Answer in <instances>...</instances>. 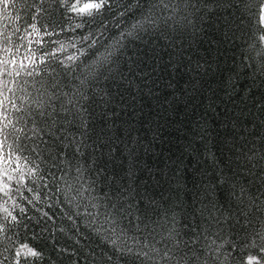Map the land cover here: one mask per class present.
Wrapping results in <instances>:
<instances>
[{
	"label": "trees",
	"instance_id": "16d2710c",
	"mask_svg": "<svg viewBox=\"0 0 264 264\" xmlns=\"http://www.w3.org/2000/svg\"><path fill=\"white\" fill-rule=\"evenodd\" d=\"M229 2L231 8H217L210 0H173L179 11L162 15L164 19L173 15L174 19L168 23L175 25L179 20L183 29L172 31L168 28L165 29L167 39L145 36L143 41L129 45L107 80L89 78L86 86H80L79 81L67 76L57 62H50L45 73L49 85L59 81L57 89L50 90L66 92L67 98L75 102L73 93L79 87L90 97L87 102L91 113L89 127L94 132L81 148L82 155L73 151V145L64 149L72 171L67 183L60 182L61 188L66 190L68 184L74 189L79 186L74 169L81 166L80 182L93 184V195L103 197L111 189L115 198L119 189L112 181L113 175H124L131 167V157L124 148V144H128L136 157L133 169L139 184L136 199L146 195L158 202V206L147 208L146 200L139 205L140 211L136 214L144 217L139 235L143 238L156 227L154 222L166 216L169 223L156 227V239L166 237L173 227L180 233L178 239L185 242L198 235L196 244L184 248L185 258L191 257L189 249H192L200 261H207V264H247L249 255L264 257L259 251L264 246L260 239L264 234V75L258 70L261 64V56L256 54L258 49L249 48L255 17L247 14L240 0ZM34 3L44 10L40 15L32 7ZM10 11L11 18L0 15V31H4L7 24V31L14 33L10 45L14 52L22 43L20 37L25 27L34 22V15L41 36L45 31L43 24L49 19L64 23L62 10H58L52 0H43L42 4L39 0H16L15 8ZM17 15L19 20L15 19ZM185 15L188 19L182 20ZM236 25H240L239 30ZM16 27L19 32H15ZM161 27H164L162 21ZM48 31H53L51 26ZM82 34L77 30L75 34L60 32L51 37L43 36L44 48L36 45L35 39L39 37L35 33L28 39L33 41L31 51L38 58L43 52L59 47L60 43L67 46L73 35ZM23 43L27 45V41ZM72 51L67 48L57 56L63 60ZM25 53L26 47H21V56ZM40 67L43 71L44 66ZM80 103L85 102L81 100ZM68 131L75 135L79 130L69 127ZM116 137H119L116 160L109 162L101 155L108 152V145L101 144L100 140H115ZM60 150L58 144L53 148V152ZM212 156L218 164L213 162ZM150 171L154 179L149 178ZM177 171L178 176L174 175ZM218 174L225 178L223 186L217 185ZM202 184L217 185L218 201V210L209 207L203 216L197 211L201 204L196 199ZM29 186L39 190L40 200H34L33 194L26 190L24 195L34 200L35 207L16 197L18 203L28 208L23 221L27 227L6 228L0 235L3 264H17V261L19 264H97V261L134 264L86 228L81 218H76L79 233H83L79 236L72 221L64 215L76 209L67 205L63 192L59 194L61 204L54 203L56 189L51 183L52 193L47 195V190L37 189L31 182ZM68 195L75 196V191ZM43 212L51 219L43 216ZM173 213L176 214L174 225L171 222ZM13 214L19 215V209H14ZM2 216L0 213V222H4ZM149 243L160 248L162 255L164 245L169 242L155 243L149 237ZM23 244L39 251L42 259L26 257L23 249L17 257L16 250ZM102 252L112 260L102 257Z\"/></svg>",
	"mask_w": 264,
	"mask_h": 264
},
{
	"label": "snow or ice",
	"instance_id": "6c2138e0",
	"mask_svg": "<svg viewBox=\"0 0 264 264\" xmlns=\"http://www.w3.org/2000/svg\"><path fill=\"white\" fill-rule=\"evenodd\" d=\"M39 2L42 4L43 0ZM210 2L217 8L232 7L229 0H210ZM52 3L58 6V10H62L64 23L61 25L59 20L49 19L43 24L45 29L43 36L51 37L60 32L75 34L77 30L83 33L73 35L67 46L60 43L59 47L43 52L37 58L36 53L31 51L33 41L28 38L35 33L36 37H39L35 39L36 45L44 48L46 44L43 43V36L35 23V15L32 17L34 22L25 27L24 35L20 37L22 43L16 46L15 52L10 46L14 33L7 31V24L4 25L5 30L0 31V37H2L0 43L3 44L0 48V52L3 53L0 55V200L3 201L0 203V213L3 214L4 221L0 222V235L6 228L14 229L21 225L27 227L23 221L27 218L25 214L28 208L18 203L16 197L35 207L34 200H40L39 190H34L32 186H29V182L36 185L37 189L47 190L46 195L52 193V189L49 188L51 183L56 189L53 194L54 203L61 204L59 194L63 192L67 205L76 209L71 214L65 212L64 215L72 221V227L76 228L78 233L79 225L76 223V218H81L86 228L134 264H160L161 261H166L167 264H173V262L174 264H190V261L192 264H207V261H200L192 249H189L191 257L185 258L187 253H184V248L188 244H196L198 235H194L185 242L178 239L180 233L173 227L168 230L166 237L161 236L160 240L156 239V227H164L169 223L166 216L154 222L156 227L147 232L143 238L139 235L142 232L140 223L144 219L143 216L136 214L140 211L139 205L146 200L147 208L158 206V202L155 198L149 199L146 195L136 199V189L139 187L135 178L136 173L133 171L136 167L134 163L136 157L133 148L128 144H124V148L131 157L129 160L131 167L124 175L118 173L113 175L112 181L119 189L115 198L111 194V189L103 197L93 195L92 193L95 192L93 184L80 182L83 174L81 166L74 169L77 174L76 183L79 186L74 189L71 184H68L66 190L61 188L60 182L67 183V176L72 171L64 149L73 145V151L82 155L81 148L90 138V133L94 132V129L89 127L91 113L87 102L90 97L87 92H82L77 87L73 93L76 98L74 102L73 99L67 98L68 93L53 91L57 89L59 81L49 85L45 79L50 62H57L67 76L79 81L80 86H86L89 78L92 81L99 78L105 80L111 78L114 66L120 57L126 54L129 45L136 41H143L145 36L167 39L165 29L168 28L172 31H177L178 28L183 29L184 25L179 20L175 25L168 23L169 20L174 19L173 15H169L167 19H164L162 15L164 12L174 14L179 11V8L173 0H52ZM240 3L249 16L255 17V25L249 34V48L258 49L256 54L261 56L258 70L264 75V0H240ZM15 4L16 0H0V15L11 18L10 10L15 8ZM32 7L37 15L44 11L35 3ZM196 11L199 9L197 8ZM15 19L19 20L20 17L17 15ZM181 19L187 20L188 17L185 15ZM225 23L227 25V22ZM49 26L53 31H48ZM239 27L240 25H236L237 30ZM19 31L20 29L16 27L15 32ZM23 41H27V45ZM21 47H26V53L23 56L20 54ZM67 48L73 51L61 60L57 53L65 52ZM29 52H31L30 55ZM128 59L131 60V57ZM41 65L44 66L43 71H41ZM73 73L76 75L73 76ZM81 100L85 103H80ZM67 105H71V108ZM69 127L78 129V133L73 135L68 131ZM199 138L203 141L204 137L200 135ZM117 141L119 137L115 140H100L101 144L108 145V152L101 155L106 156L109 162L116 160ZM57 144L60 145L61 150L53 152ZM211 158L218 164L214 156ZM95 163L96 161H93V164ZM53 169L59 171H53ZM174 175L178 176L179 171ZM149 178L154 179L151 171ZM224 183L225 178L218 174L217 185L223 186ZM217 185L202 184L200 186L201 192L196 194V199L201 204V208L197 209L201 216L209 207L212 210H218ZM25 190L33 194L34 200L24 195ZM72 191H75V196L70 197L68 193ZM229 194L234 195V193ZM81 206L82 211L79 210ZM17 208L19 215L13 214V210ZM42 215L51 219L47 212H43ZM175 215V213L172 214L173 225ZM211 218L209 215V219ZM148 227L146 224L145 228ZM79 236H83V233H79ZM149 237L155 243L163 240L169 242L164 245L162 255L160 248H157L154 243H149ZM260 239L264 241V234L260 236ZM76 243H80L79 238L76 239ZM210 243L214 244L215 241ZM21 249L24 250L23 254L26 257L42 259V254L27 244L21 245L16 250L17 257L21 255ZM259 251L264 253V246H261ZM92 255L95 257V252ZM101 256L108 261L112 260L107 253L102 252ZM0 264H3V261H0ZM97 264L102 262L97 261ZM247 264H264V257L249 255Z\"/></svg>",
	"mask_w": 264,
	"mask_h": 264
}]
</instances>
